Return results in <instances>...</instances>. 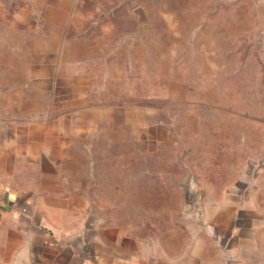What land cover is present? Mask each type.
I'll return each instance as SVG.
<instances>
[{
  "label": "rangeland",
  "instance_id": "rangeland-1",
  "mask_svg": "<svg viewBox=\"0 0 264 264\" xmlns=\"http://www.w3.org/2000/svg\"><path fill=\"white\" fill-rule=\"evenodd\" d=\"M1 98L95 124L97 173L168 205L154 229L212 210V264H264V0H0Z\"/></svg>",
  "mask_w": 264,
  "mask_h": 264
},
{
  "label": "crops",
  "instance_id": "crops-1",
  "mask_svg": "<svg viewBox=\"0 0 264 264\" xmlns=\"http://www.w3.org/2000/svg\"><path fill=\"white\" fill-rule=\"evenodd\" d=\"M1 106L0 264H212V210L198 228L206 231L154 229L167 223L168 205L152 186L97 173L95 124Z\"/></svg>",
  "mask_w": 264,
  "mask_h": 264
}]
</instances>
